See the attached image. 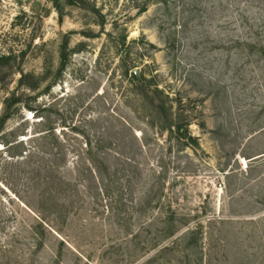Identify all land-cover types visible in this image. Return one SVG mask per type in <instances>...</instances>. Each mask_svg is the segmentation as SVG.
Returning a JSON list of instances; mask_svg holds the SVG:
<instances>
[{
  "label": "rangeland",
  "instance_id": "obj_1",
  "mask_svg": "<svg viewBox=\"0 0 264 264\" xmlns=\"http://www.w3.org/2000/svg\"><path fill=\"white\" fill-rule=\"evenodd\" d=\"M0 264H264V0H0Z\"/></svg>",
  "mask_w": 264,
  "mask_h": 264
}]
</instances>
